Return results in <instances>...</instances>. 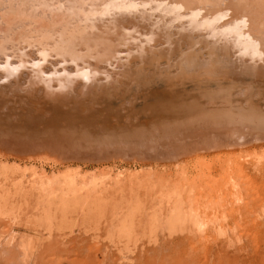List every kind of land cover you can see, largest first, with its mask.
I'll list each match as a JSON object with an SVG mask.
<instances>
[{"label":"bare ground","instance_id":"bare-ground-1","mask_svg":"<svg viewBox=\"0 0 264 264\" xmlns=\"http://www.w3.org/2000/svg\"><path fill=\"white\" fill-rule=\"evenodd\" d=\"M0 97L27 115L0 123V146L26 142L40 153L52 142L75 155L157 160L82 180L39 175L26 194L39 193L41 228L59 215L69 232L104 228L125 247L161 232L203 233L207 209L180 165L216 152L226 165L241 146L264 143V0H0ZM8 169L5 218L27 197L11 203ZM231 172L221 175L225 188ZM21 184L13 196H24Z\"/></svg>","mask_w":264,"mask_h":264},{"label":"rangeland","instance_id":"rangeland-1","mask_svg":"<svg viewBox=\"0 0 264 264\" xmlns=\"http://www.w3.org/2000/svg\"><path fill=\"white\" fill-rule=\"evenodd\" d=\"M23 111L25 107L22 104L0 97L2 125L23 121L27 116L21 115ZM14 136L22 137L21 134ZM7 145L0 146V167L11 168L8 169L11 174L9 182L6 181L7 190L12 195L10 201L18 206L22 198L27 197L21 210L16 212V217L5 218L0 215V264H264V157L261 162L258 160L259 156H263L264 143L253 142V147L248 143L241 146L229 158L230 164L225 162L226 165L221 163L225 160L223 152L198 157L196 162V159H186L187 162L180 165L187 169L181 178L192 182L185 180L191 184V195L194 192L200 195L201 204L207 209L209 224L205 223L206 232H187L186 229L174 238L161 232L153 242L143 239L134 247H125L115 239L105 238L104 228L97 233L86 232L84 227L78 225L69 232L62 227L59 215L53 220L49 231L41 228L34 222L38 213L39 193L34 191L32 198L26 192H29L31 182L41 174L48 178L59 174H79L80 180L89 179L91 175L101 173L102 169L113 174L119 171L125 174L154 166L157 160L153 156L115 155L96 158L94 155H75L50 149L52 142L45 144L46 147L40 153L30 151L31 144L26 142L19 147L24 152ZM227 164L234 172L227 169ZM225 171L234 173L233 176L229 174L236 179V184L232 183V179L224 187L221 175L224 176ZM13 182L22 183L20 186L24 187V196H13L15 192L12 191H16ZM231 185H234V190H230Z\"/></svg>","mask_w":264,"mask_h":264}]
</instances>
